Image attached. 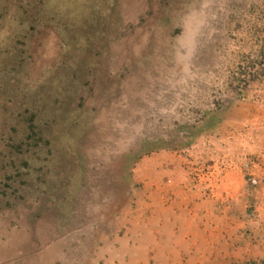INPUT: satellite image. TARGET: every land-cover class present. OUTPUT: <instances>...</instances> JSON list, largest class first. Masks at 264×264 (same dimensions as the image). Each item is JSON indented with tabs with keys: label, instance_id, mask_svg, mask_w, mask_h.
Here are the masks:
<instances>
[{
	"label": "rangeland",
	"instance_id": "obj_1",
	"mask_svg": "<svg viewBox=\"0 0 264 264\" xmlns=\"http://www.w3.org/2000/svg\"><path fill=\"white\" fill-rule=\"evenodd\" d=\"M261 207L264 0H0V264H264Z\"/></svg>",
	"mask_w": 264,
	"mask_h": 264
},
{
	"label": "crops",
	"instance_id": "obj_2",
	"mask_svg": "<svg viewBox=\"0 0 264 264\" xmlns=\"http://www.w3.org/2000/svg\"><path fill=\"white\" fill-rule=\"evenodd\" d=\"M260 218L258 221H260V223L257 224V228L259 230L263 229V222H264V208L261 207V212H260ZM264 240H262L263 242ZM258 252H256L255 254L249 252V261H257V259L259 258H263L264 257V243L263 244H259V248H258ZM253 263V262H252ZM250 264V263H249Z\"/></svg>",
	"mask_w": 264,
	"mask_h": 264
}]
</instances>
